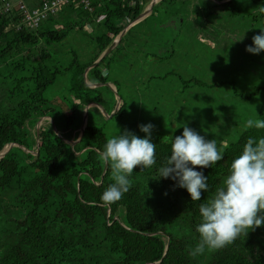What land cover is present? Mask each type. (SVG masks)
I'll use <instances>...</instances> for the list:
<instances>
[{"label":"trees","instance_id":"16d2710c","mask_svg":"<svg viewBox=\"0 0 264 264\" xmlns=\"http://www.w3.org/2000/svg\"><path fill=\"white\" fill-rule=\"evenodd\" d=\"M6 1L12 7L0 13V151L10 143L20 146L0 158V264H264V227L222 249L190 255L199 241V204L222 186L247 138L264 136V129L244 126L248 119H264V51H245L264 29V0H158L138 21L151 0H89L91 9L76 1L36 28L19 29L15 25L22 15L14 3L23 0H0V5ZM132 21L86 73L88 82L114 86L120 106L109 115L114 92L106 84L90 86L84 71ZM74 34L84 36L83 43L63 49L74 43ZM198 60L207 70L236 75L230 81L221 73L212 77L205 83L212 92L234 86L237 79L242 87L230 94L235 107L222 112L224 122L204 125V136L214 138L224 153L223 160L203 170L209 191L193 202L174 181L158 178L171 151L169 136L179 135V126L171 125L166 132L152 130L156 165L134 168L123 198L104 202L102 193L114 182L110 165L100 159L109 139L105 128L112 136L128 130L143 138L144 133L131 130L139 114H149L138 93L149 92L153 79L172 81L174 94L184 90L193 78L179 71ZM147 64L159 72L143 77ZM246 99L254 102L249 106ZM90 102L102 104L109 117L91 105L85 131L72 145L68 140L79 135ZM96 110L101 123L92 119ZM167 116L176 118L173 109ZM41 117L51 118L59 134L46 121L36 150Z\"/></svg>","mask_w":264,"mask_h":264},{"label":"clouds","instance_id":"9594fccd","mask_svg":"<svg viewBox=\"0 0 264 264\" xmlns=\"http://www.w3.org/2000/svg\"><path fill=\"white\" fill-rule=\"evenodd\" d=\"M245 51L254 55L264 51V29L252 37V44ZM244 126L264 129V119H248ZM138 127L145 134L143 138L125 130L111 136L100 152V159L110 165L114 180L102 193V200L108 204L121 200L129 191L134 168H152L157 163V144L151 139L154 125ZM169 141L171 151L158 169V178L174 181V187L186 190L191 201H201L202 194L209 191L208 176L203 170L223 160V151L214 138L207 139L186 124L181 134L170 135ZM199 214V241L190 251L192 257L222 249L241 235L264 227V136L247 138L233 158L222 186L212 198L199 204Z\"/></svg>","mask_w":264,"mask_h":264},{"label":"rangeland","instance_id":"374dc122","mask_svg":"<svg viewBox=\"0 0 264 264\" xmlns=\"http://www.w3.org/2000/svg\"><path fill=\"white\" fill-rule=\"evenodd\" d=\"M36 1V0H34ZM23 2L27 3L28 5L33 4V0H23ZM87 29H89L88 24L85 26ZM75 39L74 43L72 44H64L63 49L69 48L70 46H79L83 43L84 36H81L80 34H74ZM72 37V34L67 38L68 40L66 42H69L70 38ZM77 43V44H76ZM81 43V44H80ZM176 64L180 63L178 60H175ZM186 63H189L190 67L184 68L182 71H179L181 74H183L187 78H193L192 82L188 83V87L184 90H179L174 94L175 91H171L172 87H175L176 85L171 82H162L161 80H151V84L149 87V92L141 95L138 93V97H141V102H145V108L149 114L147 116L143 114H139L134 121H132V129L135 131H139V125L141 124H147L151 123L154 125L153 130L157 132H166L169 130L171 125H178V131L179 134L183 131V125L184 122L188 125L192 123V126L195 128L196 131L201 130V135H204V131L206 130L204 125L205 122L210 120L213 124L214 123H220L217 122V119L221 120L220 116L222 115V112L225 110H229L231 108H234L233 105L235 101L231 98V95L233 91L235 92V88L238 90V86L240 85V80L237 79L234 81V86L229 85H221L218 86V92H212L211 89L208 87V85H205V83H212V77H217L218 74L221 72L219 70H207L202 65L201 61L196 62H190L187 61ZM144 65V64H143ZM151 66H155V64H150ZM150 65L147 64L149 67V70L147 73H143V77H149L150 75L157 74L159 71L158 69H154L153 71H150ZM161 68L163 65H159ZM182 67L180 66L179 69ZM178 69V70H179ZM163 73V70L160 74ZM221 77L224 80H229L232 78H236V75L232 73V71L228 74L221 73ZM243 81V79H242ZM245 82V81H243ZM245 84V83H244ZM112 85V84H110ZM110 85H107L111 91L114 92V96H117L114 91V86L111 87ZM171 86V88H170ZM250 87L249 81L247 82V85ZM106 92V91H105ZM106 94H109L107 92ZM170 100H172V103ZM147 101V102H146ZM249 106L254 102V100H247L245 101ZM243 103V101H242ZM245 104V103H243ZM242 104V105H243ZM132 104V102L130 103ZM99 108L100 112L104 114L106 117H109V115L106 113V109L104 110L101 106L98 104L92 105ZM240 106V105H239ZM238 106V107H239ZM116 108V103H115ZM115 108L110 112H114ZM131 108V107H130ZM173 109L174 115H176V118H173L170 116L168 118L167 113L170 112ZM161 111V112H159ZM232 112H236L233 110ZM212 113V114H211ZM98 111L92 112V119H96L94 121H97L98 123L102 122V118L99 116L97 117ZM207 120V121H206ZM45 121H51L52 119L49 117H41L40 123L41 125L45 123ZM222 121V120H221ZM126 124H130L131 122L127 119ZM224 122V121H222ZM136 123V125H135ZM172 127V126H171ZM221 130H224L221 128ZM105 131L108 133L109 138H111L112 134L110 133L108 128H105ZM172 130L169 132L171 134ZM207 137V136H205ZM208 138V137H207Z\"/></svg>","mask_w":264,"mask_h":264},{"label":"built area","instance_id":"2783aa9c","mask_svg":"<svg viewBox=\"0 0 264 264\" xmlns=\"http://www.w3.org/2000/svg\"><path fill=\"white\" fill-rule=\"evenodd\" d=\"M76 1L81 3L85 8L91 9L89 0H42L39 4L33 6L23 1H18L14 3V6L19 9L22 16L15 27L17 29L21 28V26L36 28L49 14H54L60 10L63 5ZM11 7L12 3L9 1L2 3L0 5V13L9 12Z\"/></svg>","mask_w":264,"mask_h":264},{"label":"water","instance_id":"95a60500","mask_svg":"<svg viewBox=\"0 0 264 264\" xmlns=\"http://www.w3.org/2000/svg\"><path fill=\"white\" fill-rule=\"evenodd\" d=\"M158 0H151L148 5L146 6V8L142 11V13H140V15L134 20V21H138L142 18H144L145 16H147L153 5L157 2ZM224 1H227V0H221L219 2H224ZM134 21L130 22L129 25H127L125 28H123L120 33L114 37L113 41L109 44V46L99 55V57L93 61V63L91 65H89L85 71H84V77H85V81L90 85V86H98V85H102V84H106V85H110V83L108 82H105V83H102V82H96V83H91V82H88L87 79H86V73H87V70L94 66L95 64L98 63V61L103 57L105 56L106 54H108L113 48L114 46L117 44V42L120 40V38L123 36L124 32L126 31V29L128 28V26H130ZM111 87H113L112 85H110ZM115 93H116V96H117V101H116V108L114 110V112H116V110L119 108L120 106V98L119 96L117 95V92L115 90V88H113ZM95 104H98L99 106H101L104 110V106L102 104H100L99 102H90L86 105V107L84 108V112H83V123H82V126H81V131L79 133V135L76 137V138H73V139H70L68 141L71 142V144L73 145L75 142H77L83 135L84 131H85V127H86V118H87V111H88V108L91 106V105H95ZM114 112L112 113H109V115H112ZM46 122V121H45ZM53 122V120H52ZM53 125H54V130H55V133L59 134L57 128H56V125L55 123L53 122ZM40 126H41V123H40V118L38 119L37 123H36V142H37V146H36V150H38V134H39V130H40ZM15 145H18L20 146V144H15V143H10V144H7L5 145L1 151H0V158L9 150L11 149L13 146ZM106 167V166H105ZM104 167V169H105ZM109 211V210H108ZM158 262H155L154 264H157Z\"/></svg>","mask_w":264,"mask_h":264},{"label":"crops","instance_id":"0c3cea01","mask_svg":"<svg viewBox=\"0 0 264 264\" xmlns=\"http://www.w3.org/2000/svg\"><path fill=\"white\" fill-rule=\"evenodd\" d=\"M33 3V2H32Z\"/></svg>","mask_w":264,"mask_h":264}]
</instances>
